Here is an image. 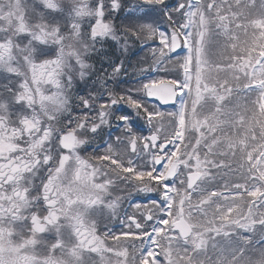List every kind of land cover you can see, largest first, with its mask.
<instances>
[{
  "label": "snow or ice",
  "instance_id": "6c2138e0",
  "mask_svg": "<svg viewBox=\"0 0 264 264\" xmlns=\"http://www.w3.org/2000/svg\"><path fill=\"white\" fill-rule=\"evenodd\" d=\"M0 264H264V0H0Z\"/></svg>",
  "mask_w": 264,
  "mask_h": 264
},
{
  "label": "flooded vegetation",
  "instance_id": "af4514ba",
  "mask_svg": "<svg viewBox=\"0 0 264 264\" xmlns=\"http://www.w3.org/2000/svg\"><path fill=\"white\" fill-rule=\"evenodd\" d=\"M122 110H125V107H123ZM140 123H142V121H140ZM144 202L146 203L147 201H144ZM123 208L125 210L131 211V209L128 207V204H124ZM112 226L114 227L115 230L119 231L120 225L118 223L113 222V225Z\"/></svg>",
  "mask_w": 264,
  "mask_h": 264
},
{
  "label": "rangeland",
  "instance_id": "374dc122",
  "mask_svg": "<svg viewBox=\"0 0 264 264\" xmlns=\"http://www.w3.org/2000/svg\"><path fill=\"white\" fill-rule=\"evenodd\" d=\"M175 2H176V0H174ZM167 2H168V4L171 6V5H173L172 4V2H170L169 0H167ZM155 103V102H154ZM137 126L138 127H143V124L142 123H140V121L139 122H137Z\"/></svg>",
  "mask_w": 264,
  "mask_h": 264
},
{
  "label": "trees",
  "instance_id": "16d2710c",
  "mask_svg": "<svg viewBox=\"0 0 264 264\" xmlns=\"http://www.w3.org/2000/svg\"><path fill=\"white\" fill-rule=\"evenodd\" d=\"M170 2H173L174 0H169Z\"/></svg>",
  "mask_w": 264,
  "mask_h": 264
}]
</instances>
